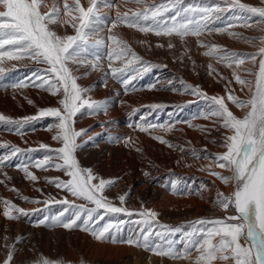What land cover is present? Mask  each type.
I'll use <instances>...</instances> for the list:
<instances>
[{
	"label": "snow or ice",
	"instance_id": "1",
	"mask_svg": "<svg viewBox=\"0 0 264 264\" xmlns=\"http://www.w3.org/2000/svg\"><path fill=\"white\" fill-rule=\"evenodd\" d=\"M125 2L144 4V0H125ZM182 2L183 0H167L166 3L144 4L143 10L137 9L131 12V16L127 11L121 13L117 10L116 19L111 21L110 27H107L106 22L99 15L98 0H88L87 7L81 3V0H71V2L63 0L62 6L57 0H53L51 5L48 4V0H0V74L6 71L3 66L6 60L27 59L37 65H45L46 67L37 68L29 74V83L32 87L58 97L57 107L40 109L37 115L20 119L0 115V121L13 125L16 134H22L21 129L26 124L43 117L54 118V123L48 130L54 132L52 139L60 146L51 148L49 145L40 144V149L45 150L42 159L18 164L16 167L24 173L25 178L33 182H37L39 178L30 171V168L43 171L54 168L62 172L67 179L55 177L48 179L47 182L70 193L77 200L87 202L76 204L67 198L43 201L46 206L54 202L65 207L50 221L49 217L45 216L40 223L49 221V226H60L67 230L79 229L89 233L97 241L142 247L156 255L173 259L190 258L195 251L199 253L195 264H215L217 260L231 261V264H264V37L258 40L260 45L258 51L251 54L227 51L220 45L205 44L198 40L200 47L208 49L203 54L232 68L233 77L236 83L241 85V91L246 90L250 95L246 100L240 99L232 94V90L226 85V97H208L198 86L186 85V90H189L190 94L209 101L208 111L203 118L214 119L219 128L230 133L225 135L220 145L226 149L223 153L203 158L212 159L215 167L231 172L230 177L216 171H210L209 174L225 184L234 182V191L229 196L219 193L216 203L225 211L230 207L233 208L236 214L225 218H201L195 221L191 231L184 233L182 251L174 249L173 241L164 238V233L181 232L180 227L169 228L160 225L163 232L155 231L154 224H158V214L150 209L134 213L123 207L126 194L118 197L121 206L113 204L105 193L117 181L98 177L92 169L82 167L75 155L79 147L77 138L83 135V130L77 131L73 127V118L77 112L84 107L91 110L89 114L107 110L105 103L92 100L87 96L90 90L77 83L81 78L75 75L79 68L90 67L92 71L102 70L101 60L106 55L108 72L105 75L110 74L127 93L136 75L141 70L146 71L152 67L149 63L142 61L127 41L113 34V29L118 25L123 24L128 28L156 36H176L181 40L188 36L199 38L206 31H224L221 28H209L208 21L213 13L223 12L225 9L234 10L233 19L236 23L230 27L251 28L255 25H264V6H252L240 0H225L223 5L216 4L200 9L184 8L177 10L175 15H164L177 8ZM261 3L264 4V0H261ZM103 6L117 7L111 2H106ZM181 12L186 15L181 16ZM53 25H70L75 34L59 35L52 27ZM105 28L108 35L102 37L99 34ZM244 40L249 44L256 42V38L245 37ZM101 47L107 48V52L102 53ZM168 47L172 48L174 45L170 42ZM116 61H120L123 66L114 67L113 64ZM257 61L258 71L243 70L244 74L252 76L253 79H244L243 75L237 71L249 62L256 66ZM208 68L210 74L219 75L212 64H209ZM84 75H87V72ZM29 83H17L12 87L23 88L29 86ZM228 83L231 84V80ZM226 100L244 110L242 118L233 114ZM28 102L32 103L31 100ZM150 107L156 109L164 106L153 104ZM136 127L144 132L157 128L171 131L170 126L148 123H142ZM152 138L170 148L173 147L163 137L153 136ZM129 139H125L126 144ZM0 148L9 149L0 154V172L12 166L13 157H17L22 152L35 151V149L21 150L15 146L9 148L7 143L0 145ZM193 156L196 157V154L193 153ZM3 175L8 178L6 172ZM0 183L4 181L0 180ZM172 189L175 192V184H172ZM24 199L27 200V198ZM31 202L40 203V201ZM3 203V216L7 219L15 220L21 215H27L23 209L10 201L4 200ZM69 210H72V217L67 220L61 219ZM118 214L140 217L136 221L139 228L134 238L132 236L126 239L117 237L116 232L119 231V225L123 221H109L100 225V221H103L105 216L114 217ZM154 236L160 237L163 243L154 241L152 239ZM13 259L14 245L2 264H13ZM37 264H54V262L41 259Z\"/></svg>",
	"mask_w": 264,
	"mask_h": 264
},
{
	"label": "bare ground",
	"instance_id": "2",
	"mask_svg": "<svg viewBox=\"0 0 264 264\" xmlns=\"http://www.w3.org/2000/svg\"><path fill=\"white\" fill-rule=\"evenodd\" d=\"M52 2L53 0H48L49 5ZM57 2L62 6L63 0H57ZM106 2H111L117 5V7H104L103 5ZM166 2L167 0H144V4L147 5ZM183 2L188 3V6L193 4L200 9L215 6L216 4L223 5L225 0H183ZM240 2L252 6H264L261 0H240ZM81 3L85 7L88 6V0H81ZM144 4L137 5L132 2H125V0H98L99 15L106 22L107 27H110L111 21L116 19L117 10L121 13L127 11L129 12V16H131V12L137 9L143 10ZM233 11L232 9H225L223 12L213 13L212 18L208 21V27L215 29L221 26L220 24L226 23L228 25L225 26V24L221 28L224 31H206L199 38L195 37V41L187 46V49H194V51L190 52L192 53L194 68L180 63L181 73L176 72L172 67H168V69H170L173 78H178L182 75L187 76L195 84V87L198 86L208 97H226L227 93L225 88L227 85L232 90V94L238 96L240 99L246 100L250 94L246 90L241 91V85L236 83L233 77V69H225L213 63L211 60L212 57L203 54L208 49L200 47L198 44L199 40L205 44L220 45L227 51L247 54L256 53L260 46L258 40L260 37H264V30H262L264 29V25H255L251 28L239 26L230 27V25L236 23L233 19ZM52 27L59 35L75 34L74 29L70 25H53ZM229 33H238L240 35L232 36ZM113 34L118 35L122 40H131L137 43L140 40L144 41V39L151 37L142 34L136 29L128 28L123 24L113 29ZM99 35L106 37L108 35L106 28ZM245 37L256 38L255 44L246 43L244 40ZM182 58L186 59L185 57ZM15 62L8 60L4 62L3 66L6 68V71L0 74V78L20 77L21 79L24 75L26 76L24 74L26 71L31 73L35 69L34 66V69L29 68L32 65L31 63L28 62L31 65L26 63V66H23L24 64H20V61L17 62L23 68L17 69L11 67L15 65ZM209 64H212L216 68L219 75L216 73L210 74ZM104 67L105 65L102 70L98 71H92L90 67H80L75 73V75L81 77L77 83L83 88L90 90L87 96L92 100L105 103L107 107L106 111L99 110L93 114H89L90 110L87 107L80 109L79 115L74 119L73 124V127L77 131L83 130V135L77 138V143L80 146V149L77 151V157L82 159L86 154H93L97 160L95 169L93 170L98 172V177L117 181L111 188L106 190V194L116 195L122 192L129 199L137 202L138 212L143 209L155 211L158 214V224H154L155 231L163 232V229L159 227L160 225L169 228L180 227L182 229L181 232L164 233V238L165 240L173 241L172 246L174 249L182 251L184 249V233L191 231L195 221L201 218H225L228 215L236 214L233 208L230 207L229 210L225 211L216 203L219 193H223L224 196H229L234 191V182L225 184L215 176L209 174L210 171H216L230 177L231 172L227 169L215 167L214 160L203 158L205 156L214 157L216 154L223 153L226 149L220 145L223 143L225 135L230 133H226L223 128H219L214 122V119L203 118L204 114L208 111L209 101L190 94L189 90L182 91V88L179 90L175 86H170L167 81L157 84L155 92L125 95L124 93L126 92L121 89L123 88L122 85L116 80L112 81V77L110 78L109 75H105L106 67ZM244 69L258 71V61L256 66L249 62L241 66V69H237L243 75L244 79H253L252 76L244 74ZM85 72H87V75H84ZM230 80L231 84L228 83ZM17 91L7 90L0 92V96L14 92L32 97H46L45 92L39 93L40 91L36 90L27 89ZM3 100L5 99L3 98ZM226 103L234 115L239 118L243 117L244 110L237 108L230 101L226 100ZM153 104L164 106V111L156 117V120H159V122L155 123L170 126L171 131H164L158 128L159 130L150 131L148 134H140L136 131L135 133L132 129V122L130 124V121L136 116H148L150 106ZM56 105L57 103L54 102L53 106L55 107ZM33 115L32 113L29 116ZM51 133L54 135V132H39L36 134L39 135L38 137L34 135L31 138L20 139L0 130V145L8 143L21 150V147L36 149L39 153V150L41 152L45 151L44 149H40V144L49 145L51 148L60 146L52 139L53 135ZM124 134H128V137L133 139L139 146H135L136 144L132 145L131 142H127L126 144L125 139L128 137H125ZM153 136L163 137L173 147L170 148L168 145L154 140L152 138ZM193 153L196 154V157L200 158L194 157ZM143 156L145 159L152 160L153 163L147 165L142 163L141 158ZM14 159L15 157L12 158V161ZM14 167L12 165L4 168L3 172H0V180L4 181V183H0V240L5 241V237L11 234H23L22 236L25 239L24 243H34L35 241L32 239L35 236L39 238L43 235L48 236L62 250V262L64 264H195L196 257L199 255L195 251L192 252L190 258L173 259L168 256H157L143 251L142 247L97 241L90 235L77 233L78 231L71 232L60 226H57L52 231L48 230V227L44 228L41 225V227H37L36 220L38 217L36 218L37 215L34 216V214H37L36 211L40 209L43 204L42 202L39 205L37 203H25L24 207L28 211L27 215L20 217L21 219L18 221H9V219L3 216L4 206L2 202L9 199L8 188L16 185L20 189H22V186L25 187V192L22 195L15 196V200H19L20 203L23 202L24 198H28V200L35 198L34 195L28 193L29 191L34 193L36 190L39 191V195L45 191L51 192L52 200L64 198L76 200L68 192L49 189L38 174V181L33 182L25 178L21 170ZM31 170L34 174L37 173L35 169ZM5 172L8 178H5L3 175ZM52 176L60 177L63 175H59L58 173ZM172 184L176 185L175 192L172 189ZM35 201L38 200L36 199ZM139 219L140 217L138 215H133L132 217L116 215V217L112 216V218L106 221H123L119 227L122 229L126 228V237L129 235L134 238L139 228L136 221ZM152 239H158L156 242L163 243L160 237L154 236ZM241 243H243V239H241ZM215 264H231V261L224 262L217 260Z\"/></svg>",
	"mask_w": 264,
	"mask_h": 264
},
{
	"label": "rangeland",
	"instance_id": "3",
	"mask_svg": "<svg viewBox=\"0 0 264 264\" xmlns=\"http://www.w3.org/2000/svg\"><path fill=\"white\" fill-rule=\"evenodd\" d=\"M183 3L184 2H182L180 5H178L177 8L172 9L171 11L167 12L164 15L165 16L175 15V12L177 10L184 9V8H187V9H195L196 8V9H198L193 4H190L188 6V3H184V4ZM184 15H186V13L181 12V16H184ZM227 23H228V19H227ZM225 24L224 23L220 24L221 26H219L217 28H222V27H224L223 25H225ZM227 25L228 24H226L225 26H227ZM142 34L148 35V36H151V37H148V38L144 39V41L140 40V42H138V43L137 42H133L131 40H125V41H127V43L132 48V50L139 57L142 58L143 62L149 63L150 65H152V67H150L146 71L141 70L139 72V74L136 75V78L134 80H132V82H131V84L129 86V88H130L132 93L129 90L127 93H124V94L125 95H131V94L133 95L135 93L155 92V90H156L155 87L157 86V84H161V83L167 82V81H168V84H170V86H172V87L175 86V88H177L179 90H181V88H182L183 89L182 91L186 90V85H192V86L195 87V84L192 82V80L188 79L187 76L182 75L181 77L173 78V76L171 75L170 69H168V67H172L173 69H175L176 72L181 73L180 72V63H182L184 65L192 66V68L195 67L194 61H193V58H192V53H190V52L194 51V49H191V50L187 49V46L195 41V39H194L195 37L194 36H188V37H185L183 40H181L179 37H176V36L165 37V36H156V35H154L152 33H142ZM142 41H143V43H142ZM144 42H145V44H144ZM170 42L174 45V47H172V48L168 47V44ZM138 44H140L141 46L138 45ZM158 45H163V46H158ZM106 49L107 48L102 47L101 48V52L102 53H106L107 52ZM182 57H185L186 59H184ZM103 59L101 60V63H102L103 66L105 65L106 72H107L108 71V61H107L106 55L104 56ZM208 59H210V58H208ZM211 60H212L213 63H215L217 65H220L222 68H225V69L228 68L223 63H218L216 61V59H212L211 58ZM28 62L31 63L32 65L29 64ZM22 63L24 64L23 66H26V63L31 65L29 67L31 69H34L33 66L35 67V69L38 68V67L39 68L40 67L44 68V66H45V65L44 66L43 65H36L33 61L27 60V59L20 60V64H22ZM178 65H179V67H177ZM23 66L19 65V63L16 61L15 65L11 66V67H14V68L18 69V68H23ZM113 66L114 67H122L123 65H122V63L120 61H116L113 64ZM135 66L138 67V65H135ZM162 68H164V69H162ZM29 71H31V70H29ZM126 71H127V69H126ZM24 74H26V76L24 75V77H21V79H20V77H18L19 80H18V78H12V77H9V78L8 77H2V78H0V92H4V91H7V90H13L14 92H18L17 90L31 89V90L40 91L39 93H44V91H42L41 89H38V88L35 89V87L31 86V84L29 83V80H28L29 74H30L28 71H26ZM109 76L111 78L110 74H109ZM111 80L114 81V79H111ZM17 83H29V86L23 87V88H13L12 85L17 84ZM121 89H122V91L125 92V90H123L124 88H121ZM14 92L12 94L9 93L8 95L0 96V115H4V116L10 117L12 119H20L22 117H27V116H29L32 113L34 115H37V113H38V111L40 109H44V108H47V107H54L53 106L54 102L57 103V105L55 107L58 106V97L52 96V95L48 96L47 92L44 93V94H46L45 95L46 97H37V96L36 97H32L30 95L28 96V95H25V94L14 93ZM3 98L5 100H3ZM43 98H45V99H43ZM49 98H50V100H49ZM56 98H57V101H56ZM29 100L32 101L31 104L28 102ZM48 102H50V103H48ZM30 110H34V111H30ZM163 111H164V107L163 108H156V109L150 108L148 116H146V117H140V116L139 117H137V116L134 117V119L130 121V124L132 122L131 125H132L133 131L134 132L136 131V132H138L140 134H148V133H150V131L159 130L157 128V129H150L148 132H144V131H140V129L138 127H136V126L139 125V124H142V123L158 125V123H155V122H159V120L158 121L156 120V117L158 116V114H160ZM14 112H16V113L14 114ZM79 112H80V110L77 112L76 116L73 119H76L77 115H79ZM169 120L171 121V119H169ZM53 123H54V118H52V117H43V118H40L37 121L31 122L29 124H26L24 126V128L21 129V133L22 134L17 135L15 130H14V126L13 125H9V124H6L3 121H0V128H1L0 130L2 132L8 133V134H10L12 136H15L16 138H20V139L21 138H27V137L31 138L34 135H36L37 133H39V132L40 133H42V132H53V131H49L48 130L49 126L51 124H53ZM38 136L39 135H36V137H38ZM124 136L128 137V134H124ZM128 138H130V137H128ZM128 142H131L132 145L136 144L133 141V139L128 140ZM8 145H9V148H10L11 145L10 144H8ZM135 146H139V145L136 144ZM21 148H22V150H26V148H23V147H21ZM79 149H80V146L77 148L75 155H76V158L79 161L80 165L82 167H84V168H90L92 170L95 169V165H96L97 160L93 156V154H91V153L90 154H86L82 159H80V158L77 157L78 156L77 155V151ZM8 150L9 149H6V148H0V154H3L4 152H6ZM33 152H22V154H18V158L15 157V159L12 161L11 164L16 167V165H18V164L31 163V162H34L37 159H42L44 157V155H45V151L41 152L39 150V153H38V151L35 149V151H33ZM40 154H42V155H40ZM141 161H142V163H144L146 165L149 164V163L150 164L153 163L152 160H149L148 158L145 159L144 156H143V158H141ZM30 169H35L36 170L37 173L35 175L38 174L41 177L42 181L46 184V186L49 187V189H54V190L60 191V192L62 191L61 189H58L57 187H55L54 184H51V183L47 182V180L50 179V178L58 177V176H55V177L52 176L53 174H58L59 173V175H63L62 172L57 171L54 168L49 169L47 171L37 170L36 168H30ZM93 172L96 173L97 176H99L98 172H96L95 170H93ZM128 172H129V170H128ZM60 178L61 179H65L66 178L67 179V177H65L64 175L60 176ZM24 188L25 187L22 186V189H20V188L17 187V185L14 186V187L8 188V190H9V193H8L9 199L7 201H10V202L14 203L17 207L22 208L24 211H26V213H28V211L24 207L25 203H27V204H36V203H33V202L31 203V201H33V200L35 201L36 199L38 201L42 202V203H43V201H46V200L52 201V199H51L52 193L51 192H46L45 191L44 193L42 192L39 195L38 194L39 191L36 190L37 192L35 191L34 193H31L29 191V193H28V194L34 195L35 198H31L29 200H28V198H27V200L23 199V202L20 203L19 200H15V196L19 195V194L22 195V193L25 192ZM12 189H16L17 191H13ZM62 192H66V191H62ZM45 193H47V194H45ZM106 195L113 202V204H115L116 206H121L118 197L120 195H123L122 192H120V193H118L116 195H111V194H106ZM74 199H76V198L74 197ZM28 201H29V203H28ZM69 201H74L76 204L87 203V202H85L83 200H77V199L76 200H69ZM43 204L40 207V209L38 211H36L37 214H34V216L37 215L36 218L38 217L37 220H36V223L38 224L37 227H41V226L44 227V228L48 227L47 229L52 231L57 226H49V221L51 220V218L53 216H56L65 207V205L56 204L54 202L50 203L47 206L45 204L44 205ZM2 205L4 206L3 202H2ZM37 205H39V203H37ZM137 205L138 204H137L136 201H133L132 199H129V197L126 195V199H125V203H124L123 207H126L129 210H131L134 213H136V212H138L137 211L138 210ZM88 206L89 207H94L93 205H88ZM72 214H73L72 210H69V212H66L64 217H61V219H63V220L70 219L72 217ZM14 215H15V213H14ZM121 215L124 216L123 214H121ZM121 215L118 214L117 216H121ZM24 216L25 215H21V216H19L18 219H15V220H12V221H18L19 219H21L20 217H24ZM45 216L49 217V221H45L44 223H40V221L43 220ZM114 217H116V216H114ZM105 218H104L105 220H103L104 222L107 219L112 218V216L111 215H110V217L109 216H105ZM103 221L100 222V225L104 224ZM106 222H109V221H106ZM124 229L119 227V231L116 232V235H117L118 238H120V239H124L125 238L126 239V238L129 237V235H128V237H126L127 236V234H126L127 231H126V228H124ZM70 231L71 232H77L78 231L77 233L86 234L88 236L90 235L89 233L82 232L79 229H73V230H70ZM113 231H116V230L113 229ZM124 231H126V232H124ZM123 233L125 234V236H124ZM22 235L23 234H20V235L19 234L18 235L11 234V235L5 237V241L4 240L3 241L0 240V264H2V262L6 259L7 253H8V251L10 249H12L13 245H14L13 264H37V262L40 261L41 259H47V260H49L51 262H54V264H64L62 262V260H63L62 250L59 249V247L54 242H52V239L50 237L43 235V236H41V238H39L38 236H35L32 239L33 241H35L34 243H30V242L24 243L25 239L23 238ZM157 240H154V241H157ZM158 243H161V242L158 241ZM117 244H123V243H117ZM142 250L143 251H147L144 248H142ZM147 252H150V251H147ZM150 253L154 254L153 252H150ZM157 256H160V255H157Z\"/></svg>",
	"mask_w": 264,
	"mask_h": 264
}]
</instances>
